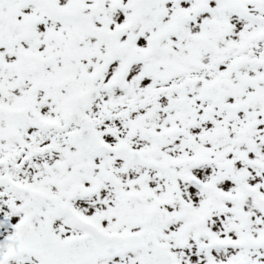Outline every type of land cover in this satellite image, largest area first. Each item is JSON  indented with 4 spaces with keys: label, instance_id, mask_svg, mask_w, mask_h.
<instances>
[{
    "label": "snow or ice",
    "instance_id": "6c2138e0",
    "mask_svg": "<svg viewBox=\"0 0 264 264\" xmlns=\"http://www.w3.org/2000/svg\"><path fill=\"white\" fill-rule=\"evenodd\" d=\"M0 264H264V0H0Z\"/></svg>",
    "mask_w": 264,
    "mask_h": 264
}]
</instances>
